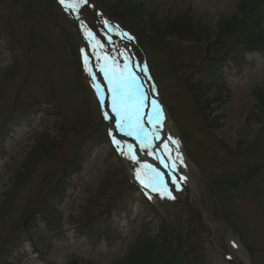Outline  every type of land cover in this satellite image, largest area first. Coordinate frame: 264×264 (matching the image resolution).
I'll use <instances>...</instances> for the list:
<instances>
[{
  "label": "rangeland",
  "instance_id": "1",
  "mask_svg": "<svg viewBox=\"0 0 264 264\" xmlns=\"http://www.w3.org/2000/svg\"><path fill=\"white\" fill-rule=\"evenodd\" d=\"M119 1L0 0V264H117L161 233L170 248L150 264H264V114L246 120L264 57L227 55L211 75L200 47H138L114 24ZM130 1L160 17L190 8L212 36L240 0ZM129 62L158 95L192 180L130 141L134 173L115 148L104 93L127 79ZM43 136L55 146L39 156ZM127 178L152 189L142 194L155 213Z\"/></svg>",
  "mask_w": 264,
  "mask_h": 264
},
{
  "label": "trees",
  "instance_id": "2",
  "mask_svg": "<svg viewBox=\"0 0 264 264\" xmlns=\"http://www.w3.org/2000/svg\"><path fill=\"white\" fill-rule=\"evenodd\" d=\"M263 11L264 7L261 0H240L237 4V14L231 18H220L216 23L215 34L211 36L207 26L201 24L190 8L178 14L168 13L160 17L155 11L146 10L143 6L134 4L130 0H121L117 6V12L120 14V16L118 15V22L138 42L171 55L173 53L175 55L179 54L184 49H187L186 47H200L204 51L203 58L207 60V67L203 69L208 71V68L212 65L216 66L227 55L242 58L243 52H256L264 57ZM209 73L212 75L214 72L209 71ZM197 85L199 86L197 92L201 96V100H204L203 97H206L208 89H205L204 84L198 83ZM204 91L206 92L203 93ZM254 95L256 103L247 112L246 120L247 122L254 120L260 123L261 116L264 114V88L255 91ZM52 140L53 138L51 137H40L36 142L37 148L35 152L39 156H45L50 153L55 146V141ZM82 156V153L77 154L76 158L71 162L70 170L73 168H76V170L80 169ZM67 174L64 173L54 192H57L63 186V181ZM127 187L138 195L137 190L132 186L129 185ZM138 196L139 202L141 201L140 204L145 205L146 210L154 213V210L147 205L141 196ZM165 237L161 233L160 235L156 234V236L148 237L141 244H138L140 242L138 241L128 249L127 256L117 264L152 263V254L158 256L161 248L163 252L169 250L170 245L166 242ZM161 244H163L162 247L157 246ZM71 264L80 263L73 261Z\"/></svg>",
  "mask_w": 264,
  "mask_h": 264
},
{
  "label": "bare ground",
  "instance_id": "3",
  "mask_svg": "<svg viewBox=\"0 0 264 264\" xmlns=\"http://www.w3.org/2000/svg\"><path fill=\"white\" fill-rule=\"evenodd\" d=\"M119 87L139 108L135 126L130 130L118 126V123L113 120L108 106H105V114L111 123L113 139L122 155L121 157L127 162L128 166L132 168L134 173L141 172L136 167V163H133V157L127 151L125 144L134 139L141 140L142 142H137V144H145L152 155L155 154L160 157L163 166H166L171 173L175 176L185 173L192 180L189 163L181 152L176 134L169 120L157 107L156 95L146 77L131 69V76L126 81H122L116 88L119 89ZM157 112L160 113L159 119H157ZM141 184L144 186L143 183ZM147 192L151 196H155L151 190Z\"/></svg>",
  "mask_w": 264,
  "mask_h": 264
},
{
  "label": "snow or ice",
  "instance_id": "4",
  "mask_svg": "<svg viewBox=\"0 0 264 264\" xmlns=\"http://www.w3.org/2000/svg\"><path fill=\"white\" fill-rule=\"evenodd\" d=\"M82 2H83V0H82ZM65 7H71V5H65ZM129 39H130V37H129ZM160 118V113L159 112H157V119H159ZM169 198H171V197H169ZM234 247H235V245H233Z\"/></svg>",
  "mask_w": 264,
  "mask_h": 264
}]
</instances>
